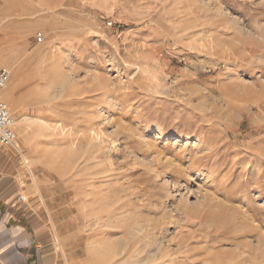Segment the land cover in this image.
<instances>
[{
	"label": "rangeland",
	"instance_id": "rangeland-1",
	"mask_svg": "<svg viewBox=\"0 0 264 264\" xmlns=\"http://www.w3.org/2000/svg\"><path fill=\"white\" fill-rule=\"evenodd\" d=\"M3 65L60 264H264V0H0Z\"/></svg>",
	"mask_w": 264,
	"mask_h": 264
},
{
	"label": "crops",
	"instance_id": "crops-1",
	"mask_svg": "<svg viewBox=\"0 0 264 264\" xmlns=\"http://www.w3.org/2000/svg\"><path fill=\"white\" fill-rule=\"evenodd\" d=\"M6 155L19 160L15 151L0 150V264H60L56 233L43 208L46 203L15 196V181L1 173Z\"/></svg>",
	"mask_w": 264,
	"mask_h": 264
},
{
	"label": "bare ground",
	"instance_id": "bare-ground-1",
	"mask_svg": "<svg viewBox=\"0 0 264 264\" xmlns=\"http://www.w3.org/2000/svg\"><path fill=\"white\" fill-rule=\"evenodd\" d=\"M237 31L241 32V33H245V35L249 36L248 35V32H246L245 30H242L241 28L237 29ZM149 144V143H148ZM196 152H195V155L192 156L191 158H189V165H187V167L183 166V164L179 161L181 160L188 151L187 150H182L180 149L179 151H177L174 155H172L170 158L169 157H165L163 154L162 156H159V160H156L157 161V164L161 166V168L165 171H173V173H171L172 177L175 178L176 180H178L179 178H184V176H186L185 174H187L188 172L187 169H194L198 163L200 164L201 161L207 157L209 154L208 153H205V151H203L201 148L197 147V146H194ZM15 153H17L18 155H20L22 157V163L25 162V163H28V161L26 160V155L24 154L23 150L21 147H19L16 143L15 145ZM151 150L152 152H154L157 156L160 155L162 153V151H160L159 149L157 148H153L152 146L148 145V147H146V151H149ZM189 150V149H188ZM189 151H194L193 149L189 150ZM16 155V154H15ZM9 156V155H8ZM19 156V157H20ZM176 161H179V162H176ZM189 170V171H190ZM189 174V173H188ZM182 176V177H181ZM80 193V204L82 206H85V204L87 205V202L89 201L88 198L86 197V192L85 190H82L79 192ZM79 195V194H78ZM96 195V194H95ZM103 198V197H101ZM99 200V199H98ZM98 200L97 198H95L94 196H92L91 198V204H97L98 203ZM100 202V201H99ZM129 205V203H123V205L127 206ZM92 206V205H91ZM86 208V207H85ZM178 210H182L185 214H187L188 216V213L190 212L187 209H184L182 206H177ZM82 209V208H81ZM99 209V208H98ZM84 211V210H83ZM88 211V210H87ZM246 218V217H245ZM244 218V219H245ZM248 222V221H247ZM247 225V224H246ZM251 227V224L248 222V229ZM119 240V239H118ZM117 240V241H118ZM247 244V242H245ZM168 264H174L173 262H169Z\"/></svg>",
	"mask_w": 264,
	"mask_h": 264
},
{
	"label": "built area",
	"instance_id": "built-area-1",
	"mask_svg": "<svg viewBox=\"0 0 264 264\" xmlns=\"http://www.w3.org/2000/svg\"><path fill=\"white\" fill-rule=\"evenodd\" d=\"M11 78V69L7 65L0 66V145L15 146L17 142V132L15 129V117L6 101L3 93ZM19 200L24 196L19 195Z\"/></svg>",
	"mask_w": 264,
	"mask_h": 264
}]
</instances>
